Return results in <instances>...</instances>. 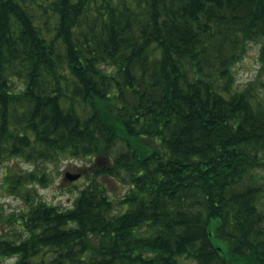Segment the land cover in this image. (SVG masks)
I'll return each mask as SVG.
<instances>
[{"label": "trees", "instance_id": "1", "mask_svg": "<svg viewBox=\"0 0 264 264\" xmlns=\"http://www.w3.org/2000/svg\"><path fill=\"white\" fill-rule=\"evenodd\" d=\"M66 158L94 173L27 188L0 264H264V0H0V165H32L4 187Z\"/></svg>", "mask_w": 264, "mask_h": 264}, {"label": "rangeland", "instance_id": "2", "mask_svg": "<svg viewBox=\"0 0 264 264\" xmlns=\"http://www.w3.org/2000/svg\"><path fill=\"white\" fill-rule=\"evenodd\" d=\"M258 50L256 45L251 46L247 58L245 61L241 62L236 73V83L239 87L247 85L249 82H257L259 77L258 69ZM95 159V158H94ZM93 159H71L66 158L62 159L60 162H49L39 165V168H42L46 171L49 179V184L46 186L42 185H33L28 184L23 185L22 191L20 193H12L6 189L4 186L6 175L11 174L16 176V173H24V171L32 170V165L22 162L18 159H7L2 162L0 165V205H1V214H0V229L9 226V219L13 216L14 213L18 212L23 207L27 206V202L24 199L25 192L27 188H33L35 186L37 191V196L42 197L45 202L58 205L60 207H69L72 205L75 196L78 194V191L83 185L88 181L89 177L92 176L94 170L88 169L89 165L92 164ZM82 173L80 179L73 181L72 179H65L67 173L74 175L76 173ZM65 179V180H63ZM109 187L113 189L114 192L120 190V185L114 183L113 180H109ZM75 182V183H73ZM29 189V192L31 190ZM216 241V240H215ZM224 246L223 242H218ZM15 258H9L2 262V264H14Z\"/></svg>", "mask_w": 264, "mask_h": 264}, {"label": "water", "instance_id": "3", "mask_svg": "<svg viewBox=\"0 0 264 264\" xmlns=\"http://www.w3.org/2000/svg\"><path fill=\"white\" fill-rule=\"evenodd\" d=\"M80 175H81V173H77L76 175H73V176H71L70 178H71L72 180H74V179H77Z\"/></svg>", "mask_w": 264, "mask_h": 264}]
</instances>
